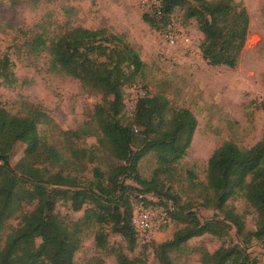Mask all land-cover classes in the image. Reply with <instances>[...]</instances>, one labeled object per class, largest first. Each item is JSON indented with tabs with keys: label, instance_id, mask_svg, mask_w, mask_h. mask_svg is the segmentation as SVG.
I'll return each instance as SVG.
<instances>
[{
	"label": "trees",
	"instance_id": "trees-1",
	"mask_svg": "<svg viewBox=\"0 0 264 264\" xmlns=\"http://www.w3.org/2000/svg\"><path fill=\"white\" fill-rule=\"evenodd\" d=\"M178 8L185 22H196L203 35L200 51L211 65L236 68L250 31L246 7L234 0H164L162 19L151 10H145L142 18L151 28L163 31ZM29 47L37 55H48L51 71L79 81L86 90L101 95L102 101L83 127L63 132L62 149L39 133L40 125L51 123L42 108L28 105L19 116L0 106V232L7 233L0 264H74L82 234L92 224L98 228L95 242L100 250L109 249L104 230L109 227L133 251L140 244L133 224V200L154 192L163 193L177 206L171 214L178 226L172 238L143 245H153L159 264H176V257L195 238L212 235L222 240L232 230L242 244L223 243L213 253L203 250L201 264H259L248 249L252 241L264 242V137L250 149L224 143L209 160L205 182L191 174V188L200 192V203L182 202L170 194V187L166 189L163 178H174L198 122L189 109L173 111L161 93L138 100L132 119L123 121L125 88L138 83L146 69L133 46L106 29L78 27L54 38L38 34ZM0 80L10 85L16 81L8 55L0 59ZM83 134L96 137L98 148L78 147L75 141ZM18 144L25 146L24 156L13 166ZM100 150L115 163L105 171L93 168L89 179L87 164L96 163ZM148 155L155 157L157 167L151 179H144L139 164ZM238 195L256 215L254 231H247L245 215L229 203ZM60 202L70 203L76 213L84 210V217L78 221L62 217L56 212ZM196 207L216 214L202 221ZM15 219L20 224L9 228ZM113 254L118 264H145L144 258H130L121 247Z\"/></svg>",
	"mask_w": 264,
	"mask_h": 264
},
{
	"label": "rangeland",
	"instance_id": "rangeland-1",
	"mask_svg": "<svg viewBox=\"0 0 264 264\" xmlns=\"http://www.w3.org/2000/svg\"><path fill=\"white\" fill-rule=\"evenodd\" d=\"M234 1L246 7L250 31L239 63L232 69L212 66L202 55L203 35L195 21L185 22L180 8L174 19L191 39L192 46L188 50L164 46L160 31L143 21L142 0H0V59L8 55L16 75L11 85L0 80V106L19 116L26 113L28 105L42 108L51 123L40 125L39 133L49 144L62 149L65 145L63 132L77 130L90 121L102 96L86 90L75 79L51 71L48 55H37L29 44L38 34L54 38L78 27L106 29L122 36L146 64L144 77L125 88L123 121L128 123L132 119L138 100L158 93L169 99L173 111L186 108L195 115L198 124L188 154L176 166L174 178L163 179L166 189L171 188L172 196L181 197L182 202L199 204L200 192L191 188L190 183L194 184L191 174L198 182H205L209 160L224 143L233 142L241 149H250L264 137V0ZM75 144L85 149L98 148L97 138L84 134ZM24 151V145L16 146L11 159L13 166L23 158ZM114 163L108 153L100 150L96 163L87 164L85 175L91 179L93 168L105 171L107 165ZM156 167L155 157L146 156L139 164L141 177L151 179ZM129 184L138 187L133 181ZM133 202L134 210L142 204L166 210L172 205L171 222L155 232L153 242L161 244L172 238L178 228L171 216L177 207L172 199L154 192L134 198ZM229 203L238 214L245 215L247 231H254L256 215L246 200L238 195ZM197 207L202 221L216 214L213 210ZM56 212L72 221L80 220L85 214L84 210L74 212L71 204L64 202L57 205ZM19 224L20 220H12L9 228ZM97 230L94 224L84 230L74 264H87L92 260L118 264L113 254L118 247L124 248L130 258L142 257L145 264H159L153 245L145 247L140 243L131 251L122 237L112 233L109 227L104 229L109 236V249L100 250L95 242ZM6 234L0 232V248ZM223 243L242 244V239L236 236L235 230L222 240L212 235L195 238L176 257V264H201V251L213 253ZM248 252L259 264H264V242L252 241Z\"/></svg>",
	"mask_w": 264,
	"mask_h": 264
},
{
	"label": "built area",
	"instance_id": "built-area-1",
	"mask_svg": "<svg viewBox=\"0 0 264 264\" xmlns=\"http://www.w3.org/2000/svg\"><path fill=\"white\" fill-rule=\"evenodd\" d=\"M142 3L145 10L153 11L158 19L163 18L164 0H142ZM159 36L164 46L170 49L185 48L188 50L192 46L191 39L174 18L170 20L165 30L159 32ZM135 109L134 107L133 113ZM171 212L172 205H170L169 210L159 208V206L148 208L143 204L137 207L133 215V224L140 243L146 245L152 242L155 232L162 225H167L171 222Z\"/></svg>",
	"mask_w": 264,
	"mask_h": 264
}]
</instances>
